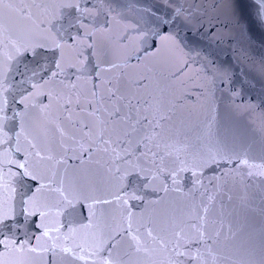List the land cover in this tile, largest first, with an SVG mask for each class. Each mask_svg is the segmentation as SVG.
Returning <instances> with one entry per match:
<instances>
[{"label":"snow or ice","instance_id":"obj_1","mask_svg":"<svg viewBox=\"0 0 264 264\" xmlns=\"http://www.w3.org/2000/svg\"><path fill=\"white\" fill-rule=\"evenodd\" d=\"M163 2L0 0V264H264V118L178 60L227 24ZM222 5L264 35V0Z\"/></svg>","mask_w":264,"mask_h":264},{"label":"water","instance_id":"obj_2","mask_svg":"<svg viewBox=\"0 0 264 264\" xmlns=\"http://www.w3.org/2000/svg\"><path fill=\"white\" fill-rule=\"evenodd\" d=\"M118 2L129 4L133 0H118ZM149 2L158 6L161 13L171 11L163 0H149ZM194 2L195 0H176V4L173 6L183 5L187 8ZM200 3L209 10L208 17H205L202 23L206 24L209 19H212L213 23L227 24V27L219 28L217 32L209 34L207 29L198 31L201 24L193 21V24L185 27L181 33V36H188L185 43L189 46L184 47L181 44V51L177 54L178 60L180 63H183L184 60L189 61L191 67L188 75H195L196 71L198 69L202 70L203 66L211 59L216 60L217 67L227 68L230 66L233 69V72L229 73L233 78L232 87L240 93V98H237L236 102L245 105H256L257 110L252 118L259 125L262 118H264V105L261 104V101L264 100V72H262L264 46L256 41L264 40V35L253 27L255 40L249 41L245 36L240 35V29L234 22H229L223 5L215 11L212 10V6L217 3V0H200ZM237 3L241 4V11L247 16L248 0H237ZM189 32H191V35H189ZM149 43H151V40ZM229 55L231 59L225 61V58ZM208 67L211 68L212 65L208 64ZM235 69H239V71H235ZM245 72L249 75L246 76ZM241 77H244L243 82L240 79ZM251 77L255 78L252 79ZM220 99L223 109L225 104L231 103L232 98L230 95H224ZM224 118L227 120V115Z\"/></svg>","mask_w":264,"mask_h":264}]
</instances>
